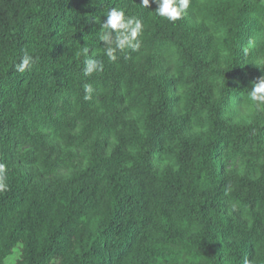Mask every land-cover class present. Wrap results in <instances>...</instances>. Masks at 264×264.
<instances>
[{
    "label": "trees",
    "instance_id": "obj_1",
    "mask_svg": "<svg viewBox=\"0 0 264 264\" xmlns=\"http://www.w3.org/2000/svg\"><path fill=\"white\" fill-rule=\"evenodd\" d=\"M150 3L0 0V264H264V0ZM112 8L144 29L115 62Z\"/></svg>",
    "mask_w": 264,
    "mask_h": 264
},
{
    "label": "clouds",
    "instance_id": "obj_2",
    "mask_svg": "<svg viewBox=\"0 0 264 264\" xmlns=\"http://www.w3.org/2000/svg\"><path fill=\"white\" fill-rule=\"evenodd\" d=\"M156 5V14L170 22H176L182 19L190 7L191 0H151ZM142 5L146 8H150V0H142ZM101 34L99 39L105 45V55L110 61L115 62L117 60V53L125 50H131L133 52L139 51L142 45V40L139 38L143 33L142 22L134 16H126L125 11L122 9L112 8L108 11L106 19L100 22ZM115 33V35H113ZM85 53L87 48L85 47ZM38 58L25 53L19 63L15 65L17 72L23 74L26 70L37 63ZM103 61L89 56L85 60L84 75L91 76L94 73L103 71ZM84 99L92 100L94 89L91 84L84 85ZM251 103L264 104V78H260L258 82L253 84L252 90L249 93ZM7 175L6 165L0 163V192L7 189L5 183ZM248 264V261H245Z\"/></svg>",
    "mask_w": 264,
    "mask_h": 264
},
{
    "label": "rangeland",
    "instance_id": "obj_3",
    "mask_svg": "<svg viewBox=\"0 0 264 264\" xmlns=\"http://www.w3.org/2000/svg\"><path fill=\"white\" fill-rule=\"evenodd\" d=\"M17 254H15L14 256H11L9 259H8V264H14L16 258H17Z\"/></svg>",
    "mask_w": 264,
    "mask_h": 264
}]
</instances>
